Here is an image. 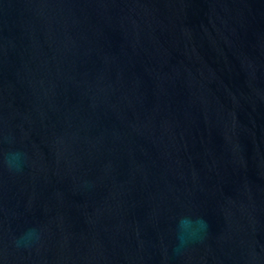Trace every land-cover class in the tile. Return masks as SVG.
<instances>
[{
    "label": "water",
    "instance_id": "95a60500",
    "mask_svg": "<svg viewBox=\"0 0 264 264\" xmlns=\"http://www.w3.org/2000/svg\"><path fill=\"white\" fill-rule=\"evenodd\" d=\"M0 264H264V0H0Z\"/></svg>",
    "mask_w": 264,
    "mask_h": 264
},
{
    "label": "clouds",
    "instance_id": "9594fccd",
    "mask_svg": "<svg viewBox=\"0 0 264 264\" xmlns=\"http://www.w3.org/2000/svg\"><path fill=\"white\" fill-rule=\"evenodd\" d=\"M19 159V157H18V155H13L12 157H10V164H12V162L13 161H15V160H18Z\"/></svg>",
    "mask_w": 264,
    "mask_h": 264
}]
</instances>
